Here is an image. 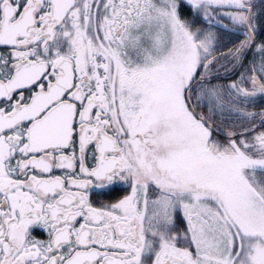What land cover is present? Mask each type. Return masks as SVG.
I'll return each mask as SVG.
<instances>
[{
    "label": "snow or ice",
    "instance_id": "1",
    "mask_svg": "<svg viewBox=\"0 0 264 264\" xmlns=\"http://www.w3.org/2000/svg\"><path fill=\"white\" fill-rule=\"evenodd\" d=\"M0 264H264V0H0Z\"/></svg>",
    "mask_w": 264,
    "mask_h": 264
}]
</instances>
